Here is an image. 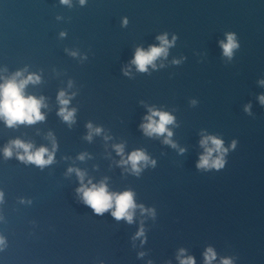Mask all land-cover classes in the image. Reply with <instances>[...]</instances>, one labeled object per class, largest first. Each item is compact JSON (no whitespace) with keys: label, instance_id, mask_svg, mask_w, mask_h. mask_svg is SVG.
Returning a JSON list of instances; mask_svg holds the SVG:
<instances>
[{"label":"water","instance_id":"95a60500","mask_svg":"<svg viewBox=\"0 0 264 264\" xmlns=\"http://www.w3.org/2000/svg\"><path fill=\"white\" fill-rule=\"evenodd\" d=\"M160 36L167 55L139 71ZM17 72L39 78L24 92L44 119H0V264H180L181 249L205 264L208 248L212 264H264V0H0V83ZM150 110L174 118L170 137L145 133ZM208 136L227 149L220 169L197 167ZM15 140L52 162L6 157ZM134 151L138 172L122 162ZM101 183L133 192L131 223L84 202Z\"/></svg>","mask_w":264,"mask_h":264},{"label":"clouds","instance_id":"9594fccd","mask_svg":"<svg viewBox=\"0 0 264 264\" xmlns=\"http://www.w3.org/2000/svg\"><path fill=\"white\" fill-rule=\"evenodd\" d=\"M63 3H68V0H62ZM84 0H81L83 3ZM158 39L161 41L160 46H152L149 50L137 49L135 57L132 61L137 66V69L141 72L147 70V66L154 65V61L167 55V49L170 46V42L166 36H160ZM175 39V38H174ZM238 44L235 35L232 33L227 34L226 42H221L223 53L227 57H231L233 50L238 48ZM22 73L17 72L12 78L5 79L3 83H0V119H3L7 126L13 127L19 123L33 124L37 121L43 120L44 116L40 109L43 106V98L37 99L34 96L25 95L24 89L30 82H37L38 77L29 75L23 79H17L21 77ZM264 84V81H261ZM59 102L62 105L60 109V115L65 121H72L74 110H68L67 105L69 99L65 98V93L59 94ZM259 100L261 104H264V96H260ZM248 111V108L245 109ZM150 115L145 117L147 123L142 125L147 135H163L167 133L170 137L172 133L168 130L167 126L173 123V117L167 112H160L150 110ZM158 117V120L155 119ZM91 128V125H89ZM98 133L100 129H95ZM90 138V137H89ZM166 143L170 141L165 140ZM209 144L211 146H209ZM236 142L233 141L232 147H235ZM10 147L4 149L6 157L12 155V147L17 149H23V154H18L20 160H26L31 163H35L39 166L50 164L53 160V153H50L47 148L41 147L36 151H32V145L24 143L20 140L11 142ZM201 145L205 147V154L200 157V161L197 165L199 168H216L220 169L224 166V156L227 149L223 146V141L214 136L205 137L201 140ZM118 153L123 152V147L120 145L116 146ZM217 155L214 157L213 154ZM47 156V159H45ZM83 159V157H81ZM148 157L142 151H134L128 157L127 161L130 162L134 171H139L138 165L141 162H147ZM154 163V162H153ZM69 171H72L70 169ZM78 175L83 178V174L78 172ZM82 192L83 199L97 214H103L105 211L114 209L112 215L117 219H126L129 223L132 222L134 210L137 205L134 202V194L131 191H125L123 193H110L104 183L99 186L92 185L91 187H82L78 189ZM143 211V209H142ZM142 231L138 235H142ZM2 243V240H0ZM184 250H180V255L177 257L180 264H195V260L191 256L184 257ZM205 264H212V261L216 259V253L212 248H208L204 253ZM221 264H232L230 259H223Z\"/></svg>","mask_w":264,"mask_h":264}]
</instances>
